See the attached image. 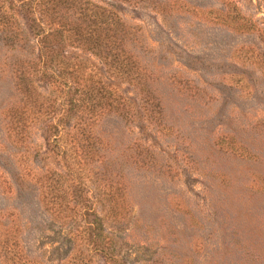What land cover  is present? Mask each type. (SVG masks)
I'll list each match as a JSON object with an SVG mask.
<instances>
[{
    "label": "rangeland",
    "instance_id": "374dc122",
    "mask_svg": "<svg viewBox=\"0 0 264 264\" xmlns=\"http://www.w3.org/2000/svg\"><path fill=\"white\" fill-rule=\"evenodd\" d=\"M26 1L0 0V264H264V0H88L127 27L131 78L59 57L127 112L73 111L40 73L38 112Z\"/></svg>",
    "mask_w": 264,
    "mask_h": 264
},
{
    "label": "trees",
    "instance_id": "16d2710c",
    "mask_svg": "<svg viewBox=\"0 0 264 264\" xmlns=\"http://www.w3.org/2000/svg\"><path fill=\"white\" fill-rule=\"evenodd\" d=\"M34 1L28 0L23 5L33 15L29 17V25L39 43L38 68L29 67L31 74L30 71L25 72L27 77L31 75L30 79L23 77L21 82L29 98L34 99L30 98L31 104L34 101L39 112L43 101L37 100L39 97L33 92L32 75L40 73L46 82L60 86L57 92L67 100L62 101V105L71 107L73 111L79 108L90 111L99 107L107 111L127 112L119 89L113 85L115 82L97 79L95 66L79 59H70L66 65L59 57H63L66 46L89 51L101 60L114 79L129 81L132 68L131 54L126 51L129 31L120 18L88 0H41L36 6ZM54 48L57 50L54 51ZM56 64L62 67L60 71L54 69ZM57 124L61 126L67 122L58 121ZM58 127L54 126L56 134L61 132Z\"/></svg>",
    "mask_w": 264,
    "mask_h": 264
}]
</instances>
